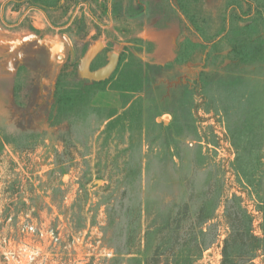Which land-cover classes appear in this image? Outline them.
Masks as SVG:
<instances>
[{"label": "rangeland", "instance_id": "374dc122", "mask_svg": "<svg viewBox=\"0 0 264 264\" xmlns=\"http://www.w3.org/2000/svg\"><path fill=\"white\" fill-rule=\"evenodd\" d=\"M233 1L194 26L175 0H0V264H145L200 209L194 263L220 264L231 202L260 233L264 45L220 39Z\"/></svg>", "mask_w": 264, "mask_h": 264}, {"label": "trees", "instance_id": "16d2710c", "mask_svg": "<svg viewBox=\"0 0 264 264\" xmlns=\"http://www.w3.org/2000/svg\"><path fill=\"white\" fill-rule=\"evenodd\" d=\"M49 1L33 0V2H41L45 9L49 7V4L57 7L59 2V0ZM175 2L180 15L192 25L196 26L197 21L204 23L206 19L209 20L210 15L201 10L199 0H175ZM233 2H235V8L242 7L244 2L253 6V10L242 18L237 14H229L227 7L222 14L223 25L220 39L230 45L232 54L240 52L243 48L251 47L250 53L254 56L259 53L258 47L262 48L261 46L264 45V0H234ZM135 15L137 13L130 14L131 17ZM237 20L240 21L237 22ZM188 42L185 40L179 44L177 56L187 55L189 50L186 48L195 46V43L189 42V45ZM108 78L101 81H106ZM93 83H100V81H93ZM184 207L186 209L187 206ZM201 215L202 209L197 214V222L190 224L187 239L181 238L183 231L179 220H176L173 223L174 226L171 227L165 223L162 227L163 236L145 264H195L193 258L197 259L200 256L205 244V233L201 228L202 221L199 222ZM224 216L228 225V233L222 240L220 264H255L254 259L259 257V264H264V224L260 225V233H256L252 225L251 214L241 209L235 202H231L225 208ZM184 253L189 255L188 258Z\"/></svg>", "mask_w": 264, "mask_h": 264}, {"label": "water", "instance_id": "95a60500", "mask_svg": "<svg viewBox=\"0 0 264 264\" xmlns=\"http://www.w3.org/2000/svg\"><path fill=\"white\" fill-rule=\"evenodd\" d=\"M116 62H117V55L115 53H112L109 57L108 62L104 66L96 69L94 72L91 73L93 80L101 81L108 78L115 69ZM80 63H82V60Z\"/></svg>", "mask_w": 264, "mask_h": 264}, {"label": "built area", "instance_id": "2783aa9c", "mask_svg": "<svg viewBox=\"0 0 264 264\" xmlns=\"http://www.w3.org/2000/svg\"><path fill=\"white\" fill-rule=\"evenodd\" d=\"M28 228H29L31 231H33V230H34V227H33V225H32V224H30L29 222H28ZM55 239H57V237H55Z\"/></svg>", "mask_w": 264, "mask_h": 264}, {"label": "crops", "instance_id": "0c3cea01", "mask_svg": "<svg viewBox=\"0 0 264 264\" xmlns=\"http://www.w3.org/2000/svg\"><path fill=\"white\" fill-rule=\"evenodd\" d=\"M8 42L7 43H12V42H10V40H7ZM1 45H3V43H0ZM94 46H92L90 49H92ZM90 49L88 50V51H90ZM88 51H87V53H88ZM86 53V54H87ZM86 57V55L83 57V58H85Z\"/></svg>", "mask_w": 264, "mask_h": 264}, {"label": "bare ground", "instance_id": "6f19581e", "mask_svg": "<svg viewBox=\"0 0 264 264\" xmlns=\"http://www.w3.org/2000/svg\"><path fill=\"white\" fill-rule=\"evenodd\" d=\"M83 71H85V69L83 68Z\"/></svg>", "mask_w": 264, "mask_h": 264}]
</instances>
